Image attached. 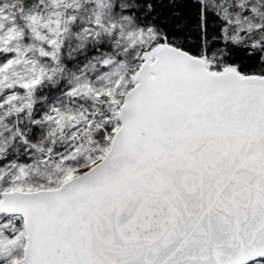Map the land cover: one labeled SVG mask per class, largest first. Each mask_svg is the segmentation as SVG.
<instances>
[{
    "label": "snow or ice",
    "instance_id": "snow-or-ice-1",
    "mask_svg": "<svg viewBox=\"0 0 264 264\" xmlns=\"http://www.w3.org/2000/svg\"><path fill=\"white\" fill-rule=\"evenodd\" d=\"M0 264H264V0H0Z\"/></svg>",
    "mask_w": 264,
    "mask_h": 264
}]
</instances>
